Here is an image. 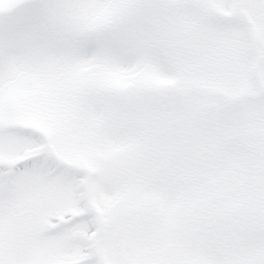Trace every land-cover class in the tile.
Listing matches in <instances>:
<instances>
[{
	"label": "snow or ice",
	"instance_id": "obj_1",
	"mask_svg": "<svg viewBox=\"0 0 264 264\" xmlns=\"http://www.w3.org/2000/svg\"><path fill=\"white\" fill-rule=\"evenodd\" d=\"M0 264H264V0H0Z\"/></svg>",
	"mask_w": 264,
	"mask_h": 264
}]
</instances>
